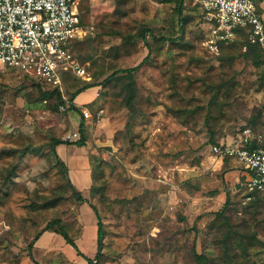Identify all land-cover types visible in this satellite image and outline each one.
Segmentation results:
<instances>
[{
    "label": "rangeland",
    "instance_id": "rangeland-1",
    "mask_svg": "<svg viewBox=\"0 0 264 264\" xmlns=\"http://www.w3.org/2000/svg\"><path fill=\"white\" fill-rule=\"evenodd\" d=\"M161 1L81 0L79 6L83 26L94 30L74 45L87 79L64 82L66 99L73 82L99 83L142 63L148 55L144 30L181 38L160 43L146 32L152 52L133 75V109L125 106L121 90L127 80L119 75L121 81L106 85L108 99L97 103L102 113L87 125L95 192L86 199L108 232L96 264H191L193 248L207 264H264V191L244 203L221 177L210 150L224 134L263 127L264 55L246 57L244 46L236 45L224 48L219 60L212 58L190 0L182 29L175 3ZM5 70L0 74V264H20L49 222L59 220L71 236L79 230L80 205L51 148L53 139L64 140L76 128L68 113L54 109L56 100L40 99L35 80ZM112 124L114 131L108 132ZM223 186L229 201L214 216L225 203L209 194ZM37 259L77 264L57 251Z\"/></svg>",
    "mask_w": 264,
    "mask_h": 264
},
{
    "label": "built area",
    "instance_id": "built-area-1",
    "mask_svg": "<svg viewBox=\"0 0 264 264\" xmlns=\"http://www.w3.org/2000/svg\"><path fill=\"white\" fill-rule=\"evenodd\" d=\"M80 1L0 0V73L15 69L38 79L46 89L59 91H63L61 73L87 79L72 51L75 41L93 31L81 25ZM192 1L201 11L198 21L208 53L219 57L221 48L236 38V31H246L248 41L264 51V22L257 0ZM83 116L92 117L87 110ZM78 139L76 133L64 138ZM253 142L260 146L249 149ZM212 153L221 160L230 158L247 173L245 201L264 191V133L243 130L231 144L213 145Z\"/></svg>",
    "mask_w": 264,
    "mask_h": 264
},
{
    "label": "trees",
    "instance_id": "trees-1",
    "mask_svg": "<svg viewBox=\"0 0 264 264\" xmlns=\"http://www.w3.org/2000/svg\"><path fill=\"white\" fill-rule=\"evenodd\" d=\"M172 2H174L175 5H176L175 6V11H176V13L178 15L179 22L181 24V29H182L183 25L185 26V23H186V20H187L186 17L182 15V13L184 12L185 8H187L186 0H163L160 3H165L166 4V3H172ZM80 3H81V1H80ZM193 7L198 10V15L200 17L201 11L198 8V6H194L193 5ZM79 16H80V11H79ZM80 22H81V25L83 26L81 18H80ZM93 30H94V28H93ZM146 32H148L149 35L151 37H153V39L155 41L160 42V43H166V42L175 43L178 40H181L180 37H178L176 39L167 38V37H156L153 34V32H151L150 30H144L141 33V39L144 42V44H145V46H146V48L148 50V55L143 59L142 63H140L139 65H137L134 68L120 69L119 71L113 72V74L111 76H108L107 78H105L103 81H101L99 83L90 82V83H88L86 85H77L75 82H73L72 85L68 86V88H67L68 89V97H67V99L63 96L64 86H65L64 82L66 83V81L68 79H70V78H77L73 74L67 73V74L64 75L65 77L62 79L63 91H59L56 88L55 89H51V88L46 89L45 85L41 81H39L38 79H36L34 77H31V76H29L27 74H24V73H22L20 71H17L15 69H7V70H12V71L19 72L21 74L26 75V77H29V78H32L33 80H35L36 83H37V84L35 83L36 86L41 90L40 92L42 93V95L40 96V99L44 100V101H47L48 99L56 100V104L53 105L54 109L58 110L59 108L63 107L64 108L63 109L64 112L68 113V115L71 116L73 124H74V127L76 128V132H74V133H77L79 135V139L75 140V141H65V140H60V139H53L52 140V144H51V148H52L54 156L57 158V161H58L59 165L61 166V169L64 171L66 183L72 189V191H73L72 194L75 197V200L79 203L80 206L82 204L86 203L92 209V211L94 212V214H95V216L97 218V254H96V256L93 259H89V258H86L85 256H83L81 254V252L78 250L77 245L75 244V240L77 238H79V236L81 234V230H82L81 225L79 224L80 227H79V230H78L77 234L75 236H71L68 233V230L66 229L64 224H62L59 220H54L52 222H49L45 226L44 230L40 234L35 236L33 241L29 244V253L27 254V257L34 264H39V263L37 261H35L34 258L32 257V252L31 251L33 249L34 244L38 241V239L41 237V235L44 232H46V231H51V232H53V233H55L57 235H60L65 240L66 244L71 246L77 252L78 256L83 257L85 259L87 264H96L104 256V251L103 250L106 247L105 246L106 245L105 242L107 240L106 236L108 235V232L106 231V228H105L104 223H103V221H102V219L100 217L99 212L97 211V208L92 203H90L89 200L83 198L81 193L78 192L75 189V187L72 185V183H71V181L69 179L68 173H67V167L65 166V164L57 156L56 147L61 145V144L75 145L77 147L88 146L90 137H88V130H87L88 126L85 124L86 121H85V118L83 116V111L87 110L90 114L94 113V115H91L92 117L90 118L91 121H94L96 119V117L99 116L102 113L103 109L99 107L100 104H98V106H97V104H90L88 106H85V108H79V107L75 106L73 101L80 93L84 92L85 90H87L89 88L100 87V100H99V102H104L106 99H108L107 96H108V93H109V91H107V87H106L107 83H109V82L113 83V81H115V82L121 81L120 79L115 78V77H117L119 75H122V77H123L122 79L127 80L126 82H123V88L121 90L124 94H126L125 106L133 109L132 107H133V105L135 103L136 96H137L136 95V87L134 86L133 75H134L135 72H137L149 60L150 53L152 52V47L149 44V42L147 41V38H146V35H145ZM236 34H237L236 38L230 44H228L226 46H223L221 48V50H220V57L221 58H222L221 51H224L225 50L224 48H232V47H234L236 45H240L242 47L244 46V49L246 50L245 52L247 53V54H244V55H246V57L249 56L250 54L255 55V54H258V53H262L264 55V51H263L262 48H260L257 45H253V44H251L248 41V34H247L246 31H236ZM76 43H77V41H75L73 43V45H72L73 56L78 61V63L81 65V67H83V65L80 63V61L76 57V53L74 52V45ZM210 56L212 58H214V59H218V60L220 59V58L214 57L211 54H210ZM4 72H2L0 74H3ZM73 87H74V89H73ZM95 108H97V109H95ZM75 122H77V125L75 124ZM246 129L251 130L254 134L264 133V125L260 129L257 128V127H254V126H246V127L242 128L240 131H238V133H236L235 135H227V134L222 135L218 139L217 142H215L214 144L210 145L211 152H212V146L213 145L228 144L226 142L223 143L222 140L226 139L228 136H231V137L235 138L237 135L241 134L243 130H246ZM209 140L212 141V135L209 137ZM258 146H260V145H258L257 142H253L251 144V146L249 147V149H253V148H256ZM212 155L217 158V156L214 155L213 153H212ZM223 161H225V163H224V168H223V170L221 172V177L222 178H223L224 174L226 173V171L229 169L228 163L231 161V159L227 157V158H224ZM245 184H246V180L245 181L242 180L236 186L235 190H236V193L240 196L239 198L244 203H247V202H250L251 200L250 201H245V199H246V197L248 195L247 191H246ZM225 187L223 186V188H221V189H214V190H212L210 192L209 195L211 197H215V196L219 195L220 193L224 192L226 194V203H227V201H229L230 193ZM93 192H95L94 187L91 188L90 194H93ZM257 194H259V193H254L253 194V198ZM226 203L221 207L220 211L218 210V212L213 213V215L214 216L221 215L225 211ZM192 253H193L192 257H193L194 262L191 263V264H207L208 263V258L204 254L197 253L196 250H194V248H193Z\"/></svg>",
    "mask_w": 264,
    "mask_h": 264
},
{
    "label": "crops",
    "instance_id": "crops-1",
    "mask_svg": "<svg viewBox=\"0 0 264 264\" xmlns=\"http://www.w3.org/2000/svg\"><path fill=\"white\" fill-rule=\"evenodd\" d=\"M257 2L259 4L260 13L264 22V0H257ZM190 3L193 5L192 0H190ZM99 100L100 90L98 87H93L80 93L73 102L75 106L85 108V106L90 104L99 103ZM89 121L91 120H87L85 124L88 125ZM75 124L77 125V122H75ZM114 128L115 126L112 124L108 127V132L114 131ZM233 139L234 137L228 136L226 139L222 140V142L231 144ZM56 152L59 159L67 167V173L72 185L78 192L81 193L83 198L86 199L90 194V190L93 187L94 182L91 167V155H93L94 152L91 151V147L89 145L85 147H77L75 145L61 144L56 147ZM211 159L216 162V165H219V172H222L225 161L216 158L213 155L211 156ZM204 163L206 162L203 161V164ZM228 166L229 169L226 171L223 178L227 186L230 187V190H232V187L235 189L242 180H247L248 176L236 162L231 160L228 163ZM217 200L219 205L224 204L226 201V194L224 192L220 193ZM78 215V221L82 230L79 238L75 240V244L83 256L93 259L97 254V218L92 209L86 203L79 207ZM32 251L33 258L38 263L40 260L37 258H40L42 253L57 251L61 253L67 261L77 264H87L85 259L78 256L77 252L71 246L67 245L65 240L60 235L51 231H46L41 235L38 241L34 244ZM36 253L39 257H36ZM27 259V261L25 260V262L23 261L20 264H34L29 258Z\"/></svg>",
    "mask_w": 264,
    "mask_h": 264
}]
</instances>
